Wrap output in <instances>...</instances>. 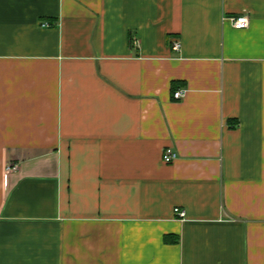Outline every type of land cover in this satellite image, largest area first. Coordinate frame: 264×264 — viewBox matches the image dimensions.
Returning a JSON list of instances; mask_svg holds the SVG:
<instances>
[{
	"label": "crops",
	"instance_id": "obj_1",
	"mask_svg": "<svg viewBox=\"0 0 264 264\" xmlns=\"http://www.w3.org/2000/svg\"><path fill=\"white\" fill-rule=\"evenodd\" d=\"M0 264H264V0H0Z\"/></svg>",
	"mask_w": 264,
	"mask_h": 264
},
{
	"label": "built area",
	"instance_id": "obj_2",
	"mask_svg": "<svg viewBox=\"0 0 264 264\" xmlns=\"http://www.w3.org/2000/svg\"><path fill=\"white\" fill-rule=\"evenodd\" d=\"M233 24L235 28L238 29H242L245 28L249 25V19L246 15H240L237 17L233 18ZM180 48V42L179 41H175L173 44V49H179ZM185 95V91L184 90H178L175 92L174 96L178 99L182 98ZM177 152H175L172 148L168 147L165 149L164 153H163V159L166 162H172L173 160H175L177 158ZM17 165H11L8 167L9 170H16L17 169ZM175 212L177 213V215H179L181 218H183L185 216V211L184 210H180L179 208L175 209Z\"/></svg>",
	"mask_w": 264,
	"mask_h": 264
}]
</instances>
